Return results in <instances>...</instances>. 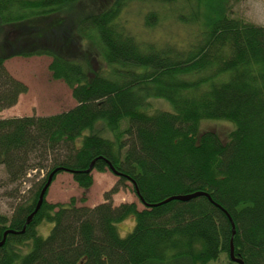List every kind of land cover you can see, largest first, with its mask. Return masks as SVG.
<instances>
[{
	"label": "trees",
	"instance_id": "16d2710c",
	"mask_svg": "<svg viewBox=\"0 0 264 264\" xmlns=\"http://www.w3.org/2000/svg\"><path fill=\"white\" fill-rule=\"evenodd\" d=\"M127 1L0 0V108L27 90L3 64L12 55L50 56L51 76L76 102L0 118L8 181L46 169L10 218L0 214V240L15 231L0 245V264H205L222 252L237 264L230 242L244 264H264V26L230 16L229 0H182L189 12L178 19L195 23L194 39L160 43L125 24ZM150 99L171 108L148 111ZM208 119L233 125L226 139L200 129ZM109 165L118 182L132 183L142 209L112 205L115 186L92 207L43 199L25 224L49 172L68 171L87 188L91 171ZM195 191L210 198L161 202ZM130 216L120 236L117 223ZM41 220L52 223L45 237L35 230Z\"/></svg>",
	"mask_w": 264,
	"mask_h": 264
},
{
	"label": "rangeland",
	"instance_id": "374dc122",
	"mask_svg": "<svg viewBox=\"0 0 264 264\" xmlns=\"http://www.w3.org/2000/svg\"><path fill=\"white\" fill-rule=\"evenodd\" d=\"M229 15L239 18L244 22L264 26V0H229ZM189 12L188 5L182 0L174 2H162L160 0H129L121 11V18L128 20L125 24L129 29L144 40H155L157 42L183 43L194 39L196 26L194 22L185 23L178 19L179 13L186 15ZM153 15L150 25L144 26V20ZM51 57L48 55L21 56L12 55L5 59L6 70L21 81L27 87L25 92L19 93L16 101L8 107L0 108V118L40 115L58 113L73 107L76 102L71 95L70 88L61 79L51 76L48 68ZM169 103L162 99H150L148 111L155 109H169ZM126 122L123 121L122 126ZM233 128L226 120H203L200 122L201 130H213L222 138ZM103 135L112 137L113 134L105 132ZM126 140L127 135H122ZM91 183L87 188L79 186L68 171H60L51 179L44 194L48 203H68L71 198L75 205L95 206L105 202L104 193L117 187L111 194V204L118 205L122 202H134L138 209L143 204L139 201L129 180L118 182V176L109 169L91 171ZM46 175L45 168L28 169L26 174L17 182H9L4 166L0 165V214L10 218L14 206L29 195ZM43 186V185H42ZM41 189V188H40ZM133 217H128L117 223L120 236H125L132 228ZM52 223L41 220L35 223L36 232L45 237L48 235ZM31 242L24 241L17 246L20 253L28 250ZM205 264H233L230 263L225 253H220L216 259H211Z\"/></svg>",
	"mask_w": 264,
	"mask_h": 264
},
{
	"label": "water",
	"instance_id": "95a60500",
	"mask_svg": "<svg viewBox=\"0 0 264 264\" xmlns=\"http://www.w3.org/2000/svg\"><path fill=\"white\" fill-rule=\"evenodd\" d=\"M91 165L92 164L89 165V167L87 168V171L90 170ZM109 166H110L111 171L114 174H118V172L111 165H109ZM55 172H56V169L52 170L48 174L45 183L43 184V186L41 187V189H40V191L38 193L37 202L35 204V207H34L33 211L27 216L25 224L30 221V219L32 218V216L35 214V212L40 207V205L42 203V200H43V197H44V194H45V191H46L47 187L49 186V184L51 182V179H52V176L54 175ZM198 195H205L208 198H210V196L206 192H203V191H195V192L189 193V194L172 195V196H169V197L165 198L161 202H166V201H169L171 199L188 200L189 198L195 197V196H198ZM231 228H232V233H234V225H233L232 222H231ZM23 230H24V227L20 230V232H22ZM8 232H15V231L14 230H11V229H7L6 231H4L3 237L0 240V245L4 242L5 235ZM229 258H230L231 261H234L237 264H244L243 261L239 257H237V256L234 255V253H233V246H232V243L231 242H230V248H229Z\"/></svg>",
	"mask_w": 264,
	"mask_h": 264
},
{
	"label": "bare ground",
	"instance_id": "6f19581e",
	"mask_svg": "<svg viewBox=\"0 0 264 264\" xmlns=\"http://www.w3.org/2000/svg\"><path fill=\"white\" fill-rule=\"evenodd\" d=\"M137 198H138V197H137ZM2 244H3V243H2ZM2 244H1V245H2Z\"/></svg>",
	"mask_w": 264,
	"mask_h": 264
}]
</instances>
